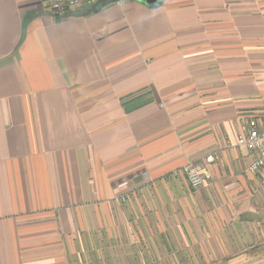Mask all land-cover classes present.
<instances>
[{"label":"crops","instance_id":"crops-1","mask_svg":"<svg viewBox=\"0 0 264 264\" xmlns=\"http://www.w3.org/2000/svg\"><path fill=\"white\" fill-rule=\"evenodd\" d=\"M39 2L0 0V264H264V0Z\"/></svg>","mask_w":264,"mask_h":264},{"label":"built area","instance_id":"built-area-1","mask_svg":"<svg viewBox=\"0 0 264 264\" xmlns=\"http://www.w3.org/2000/svg\"><path fill=\"white\" fill-rule=\"evenodd\" d=\"M103 1L120 3L122 0H40L39 5L44 12L66 16L83 8H91ZM246 122L247 128L237 133L235 145L256 154L246 166V171L252 175H259L264 185V110L250 116ZM216 158V153H210L205 157V162H212ZM182 172L192 188L202 185L203 175L199 164L189 163L182 168Z\"/></svg>","mask_w":264,"mask_h":264},{"label":"trees","instance_id":"trees-1","mask_svg":"<svg viewBox=\"0 0 264 264\" xmlns=\"http://www.w3.org/2000/svg\"><path fill=\"white\" fill-rule=\"evenodd\" d=\"M105 4H107V2L103 1V2H100L99 4H97L91 8H83V9L77 10L75 12L86 14V13L90 12L91 10L97 9L99 7H103Z\"/></svg>","mask_w":264,"mask_h":264},{"label":"rangeland","instance_id":"rangeland-1","mask_svg":"<svg viewBox=\"0 0 264 264\" xmlns=\"http://www.w3.org/2000/svg\"><path fill=\"white\" fill-rule=\"evenodd\" d=\"M249 264V263H248Z\"/></svg>","mask_w":264,"mask_h":264}]
</instances>
